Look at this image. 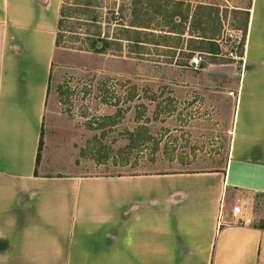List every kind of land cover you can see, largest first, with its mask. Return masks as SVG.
Wrapping results in <instances>:
<instances>
[{
    "label": "crops",
    "instance_id": "obj_1",
    "mask_svg": "<svg viewBox=\"0 0 264 264\" xmlns=\"http://www.w3.org/2000/svg\"><path fill=\"white\" fill-rule=\"evenodd\" d=\"M61 4L0 0V264H264V0L231 6L249 21L225 165L134 175L41 170Z\"/></svg>",
    "mask_w": 264,
    "mask_h": 264
},
{
    "label": "rangeland",
    "instance_id": "obj_2",
    "mask_svg": "<svg viewBox=\"0 0 264 264\" xmlns=\"http://www.w3.org/2000/svg\"><path fill=\"white\" fill-rule=\"evenodd\" d=\"M68 1L71 14L63 23L55 54L41 134V170L134 175L223 167L240 77L237 44L243 36L234 23L243 15L231 6L243 0H159L148 14H139V23L152 28L144 30L156 33L143 40V46L115 40L122 28L114 17L123 16L129 23L130 0H97L88 17L76 13L74 0ZM177 2L183 4L178 11L189 16L200 5H206L205 14L218 9L221 15L220 52H196L202 58L196 67L188 65L196 53L186 46L187 22L178 17L169 22L168 12ZM158 9L166 18L153 15ZM92 16L98 17V25L91 22ZM175 23L185 26L180 40L168 32ZM98 33L112 42L106 53L90 50L88 37ZM164 34L171 36L157 37ZM177 42L178 50L162 46L175 47ZM192 46L200 50L201 44L198 40Z\"/></svg>",
    "mask_w": 264,
    "mask_h": 264
},
{
    "label": "trees",
    "instance_id": "obj_3",
    "mask_svg": "<svg viewBox=\"0 0 264 264\" xmlns=\"http://www.w3.org/2000/svg\"><path fill=\"white\" fill-rule=\"evenodd\" d=\"M131 2V6L132 8L130 9V18L128 21L129 23H127V21H125L123 19V16L121 17H114L116 23H118L120 26V28H122L120 31V36L121 37H116L115 40H127L131 43H134L136 45H142L144 42L146 44L147 41H143V40H151L149 38L151 37H155L154 32L152 31H146L145 29H152L149 26H145L144 24L139 23V14L142 13L141 11L144 10L145 13H142L144 15L148 14V9L150 7H152V5H156L158 4L159 0H130ZM75 5L78 7V9L76 10V13L78 14H82V16H89V14L92 13V8H95L98 3L97 0H74ZM182 3L177 2L175 4V6H173V10L171 12H168L169 14V22H175V18H179L180 21H182L183 23H186L189 19V14L186 13H182L181 11H178L179 8L182 7ZM71 6L72 4L69 3L68 0H62V4H61V8H60V19H59V24H58V31H57V38H56V45L57 48L60 46L61 43V32H62V27H63V23L65 21L66 18H68L71 14V12H69L71 10ZM206 5H200L199 10H197V12H195V14H193V16L191 17V22H190V28L187 32L188 34V38H187V49L190 53H193L196 50L195 46H192V44L194 42H198L201 44V47H199V51L205 52L209 55H217L220 52V46L217 43V40L219 39V35H220V31L222 28V19H221V15L219 10L215 9L214 13H207L206 12ZM159 8H162L161 5L158 6ZM174 7H177V9ZM203 11V15H201V10ZM176 10V11H175ZM180 10V9H179ZM211 10V8H210ZM237 13L243 15L242 20L239 19V21H236L234 23H238V25H236V28H238V30L242 31V39L240 40V42L238 41V49H239V54H241V56L243 55V48L245 45V40H246V34H247V27H248V21H249V12L248 11H242V10H236ZM73 12V11H72ZM163 11H160L158 9V11H154L153 15L156 16H163V18H166V16L163 15L162 13ZM123 13V10H122ZM236 13V14H237ZM206 16H205V15ZM86 17V18H87ZM240 17V16H239ZM85 18V19H86ZM158 18V17H156ZM162 17H160L161 19ZM197 18V19H196ZM237 18V16H236ZM88 20V19H86ZM92 23H94L95 25H98L100 22L98 20L97 16H92V18L90 19ZM200 23V27L201 31H198L199 28L196 27V22ZM182 24H174L172 25V27H169L168 32H170L171 34H175L178 36L179 40L182 36H184V34L186 33V30L184 29L185 26L183 24V27H181ZM160 30V29H159ZM198 31V32H197ZM150 32V33H147ZM100 33L98 34H94L91 35L90 37H88V42H89V47L90 50L92 52L95 53H106L110 46L112 45L111 40H109V37H105L100 39L99 37ZM151 36L148 38V36ZM171 35H158L157 37L159 39L163 38V39H167L169 38ZM174 36V35H173ZM97 38V39H95ZM100 42L102 43V47H98V45L100 44ZM142 43V44H141ZM183 43V41H182ZM178 45H176L175 47H172V45H168V44H163L162 46L169 48L170 50H178L179 49V43L177 42ZM157 45H160L159 43H157ZM143 46V45H142ZM172 48V49H171ZM172 53H175L172 52ZM190 56V55H189ZM240 56V57H241ZM42 143V142H41ZM41 149V145L39 148V151ZM38 158H40V154L38 155Z\"/></svg>",
    "mask_w": 264,
    "mask_h": 264
},
{
    "label": "built area",
    "instance_id": "obj_4",
    "mask_svg": "<svg viewBox=\"0 0 264 264\" xmlns=\"http://www.w3.org/2000/svg\"><path fill=\"white\" fill-rule=\"evenodd\" d=\"M201 61H202V58L198 54H196L190 59L189 64L191 66L196 67V66H199L201 64ZM240 212H241V209L239 207H236L235 208V213L237 214V213H240ZM238 224L241 225L242 222H239Z\"/></svg>",
    "mask_w": 264,
    "mask_h": 264
}]
</instances>
